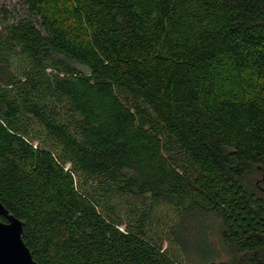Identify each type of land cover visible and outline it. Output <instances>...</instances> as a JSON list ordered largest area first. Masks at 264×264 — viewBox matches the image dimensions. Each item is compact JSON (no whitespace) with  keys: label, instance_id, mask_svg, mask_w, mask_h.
Here are the masks:
<instances>
[{"label":"trees","instance_id":"obj_1","mask_svg":"<svg viewBox=\"0 0 264 264\" xmlns=\"http://www.w3.org/2000/svg\"><path fill=\"white\" fill-rule=\"evenodd\" d=\"M24 4L38 25L0 28V204L32 259L187 264L201 212L216 264H264V99L217 73L264 80V0Z\"/></svg>","mask_w":264,"mask_h":264},{"label":"rangeland","instance_id":"obj_2","mask_svg":"<svg viewBox=\"0 0 264 264\" xmlns=\"http://www.w3.org/2000/svg\"><path fill=\"white\" fill-rule=\"evenodd\" d=\"M21 19L31 20L38 25L37 19L27 13L24 0H0V28ZM217 73L220 80L228 83V86L237 82L239 87L237 86L236 90L244 95L264 99V80H260L256 75H240L229 59H222ZM259 181L260 175H256L255 188ZM220 229L219 221L210 214L199 212L195 217L187 219L186 234L178 233L187 264H216L226 261V247L219 239Z\"/></svg>","mask_w":264,"mask_h":264},{"label":"water","instance_id":"obj_3","mask_svg":"<svg viewBox=\"0 0 264 264\" xmlns=\"http://www.w3.org/2000/svg\"><path fill=\"white\" fill-rule=\"evenodd\" d=\"M0 264H37L22 240V222L0 204Z\"/></svg>","mask_w":264,"mask_h":264}]
</instances>
